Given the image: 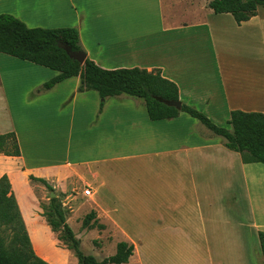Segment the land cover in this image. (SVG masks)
Returning <instances> with one entry per match:
<instances>
[{
  "label": "crops",
  "instance_id": "1",
  "mask_svg": "<svg viewBox=\"0 0 264 264\" xmlns=\"http://www.w3.org/2000/svg\"><path fill=\"white\" fill-rule=\"evenodd\" d=\"M209 1L0 0V14L28 27H75L100 67L159 70L181 103L230 129L233 110L264 114V5L237 24ZM37 16L45 24L33 23ZM46 69L0 52V134L13 131L20 148L0 154L11 188L15 175L28 187L29 176L60 188L68 176L82 180L104 227L133 245L124 264H263L264 164L244 163L185 112L153 121L140 98L79 92L78 76L44 90L57 74ZM65 118L86 124V158L61 160L51 149Z\"/></svg>",
  "mask_w": 264,
  "mask_h": 264
},
{
  "label": "trees",
  "instance_id": "2",
  "mask_svg": "<svg viewBox=\"0 0 264 264\" xmlns=\"http://www.w3.org/2000/svg\"><path fill=\"white\" fill-rule=\"evenodd\" d=\"M257 0H210L208 7L214 13H230L237 24L256 14ZM58 43L67 45L72 51H81L78 31L75 27H28L17 17L0 14V52L26 60L57 72L43 83L42 89L52 88L56 83L78 76V91L94 90L101 99L116 95H127L143 100L150 120H163L176 117L185 112L199 120L213 133L224 138V146L240 154L244 163L264 164V114L257 111L233 110L228 123L230 129L216 125L206 114L190 105L181 103L177 109L170 102L180 101L177 85L163 77L159 70L147 71L138 67L105 69L90 58L85 57L83 64L70 58ZM102 102L100 103V109ZM0 154L20 155V148L13 131L0 134ZM50 187L42 178L29 176ZM42 215L54 232H60L62 240L77 258L78 264H124L133 253V245L125 241L116 244L112 255L96 259L83 252L80 242L65 220L60 203L52 198ZM93 219V223L90 221ZM96 223V224H95ZM83 225H97L94 210L88 212ZM258 240L264 264V232H258ZM0 264H50L38 257L22 217L18 202L11 189L6 174L0 176Z\"/></svg>",
  "mask_w": 264,
  "mask_h": 264
},
{
  "label": "rangeland",
  "instance_id": "3",
  "mask_svg": "<svg viewBox=\"0 0 264 264\" xmlns=\"http://www.w3.org/2000/svg\"><path fill=\"white\" fill-rule=\"evenodd\" d=\"M33 19V23L45 24L44 18L40 16ZM46 70L51 72L49 69ZM70 105L71 101H68L63 106V109L68 111V114L70 113ZM61 130H63L61 142L50 146L57 153V157L61 156V160H65L67 157V160L71 159L72 161L79 152L80 155L86 158V124L81 122V124L73 123L68 125L65 118L64 124H61ZM73 162L75 163V160ZM75 164L77 165V169L85 167L82 164ZM66 179L68 180L66 188H60L54 183L48 184L50 186L48 187L39 181L33 180L28 187L23 184L24 179L20 176H12L13 182L11 181V183L15 188L11 189L16 200H19L17 202L22 212L21 214L25 218L24 222L35 251L50 264H78L73 252L66 247L62 240L58 239L61 233L52 231L47 223L46 216L42 215L47 209L50 200L55 198L64 211L67 224L79 240L81 250L95 256L98 260L112 255L115 252L116 244L119 241H123L122 234L113 226H110V229L105 227L100 229L97 225L84 226L83 219L88 212L94 210L96 212L95 217H97V211L90 205L92 195L87 196L83 194L84 186L82 185V180L74 183V178L68 176ZM51 191L54 192L52 198H50ZM92 223L93 219L90 221V224ZM97 224H103L101 218L98 219ZM48 237L55 241L56 248H52L49 245Z\"/></svg>",
  "mask_w": 264,
  "mask_h": 264
},
{
  "label": "water",
  "instance_id": "4",
  "mask_svg": "<svg viewBox=\"0 0 264 264\" xmlns=\"http://www.w3.org/2000/svg\"><path fill=\"white\" fill-rule=\"evenodd\" d=\"M257 1L264 2V0H257ZM58 46L61 47L62 49H64L65 52L67 53V55L70 58L78 61L79 64H83L84 59L86 57V54H85V52L83 50H81V51H72L67 45H65L63 43H58ZM170 105L175 106L177 109L181 108V102L180 101L170 102ZM53 196H54V192L51 191L50 192V198H52Z\"/></svg>",
  "mask_w": 264,
  "mask_h": 264
},
{
  "label": "built area",
  "instance_id": "5",
  "mask_svg": "<svg viewBox=\"0 0 264 264\" xmlns=\"http://www.w3.org/2000/svg\"><path fill=\"white\" fill-rule=\"evenodd\" d=\"M83 194L90 196L91 195V188L85 187L83 190Z\"/></svg>",
  "mask_w": 264,
  "mask_h": 264
}]
</instances>
